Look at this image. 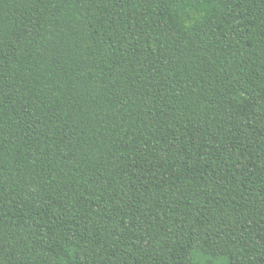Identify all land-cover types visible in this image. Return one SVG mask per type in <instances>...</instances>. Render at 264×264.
<instances>
[{
  "label": "trees",
  "instance_id": "16d2710c",
  "mask_svg": "<svg viewBox=\"0 0 264 264\" xmlns=\"http://www.w3.org/2000/svg\"><path fill=\"white\" fill-rule=\"evenodd\" d=\"M0 264H264V0H0Z\"/></svg>",
  "mask_w": 264,
  "mask_h": 264
}]
</instances>
